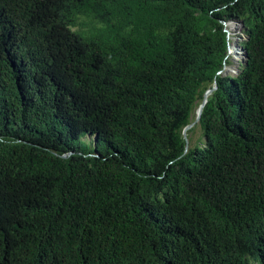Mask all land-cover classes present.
<instances>
[{
  "label": "trees",
  "instance_id": "obj_1",
  "mask_svg": "<svg viewBox=\"0 0 264 264\" xmlns=\"http://www.w3.org/2000/svg\"><path fill=\"white\" fill-rule=\"evenodd\" d=\"M0 264H264V0H0Z\"/></svg>",
  "mask_w": 264,
  "mask_h": 264
},
{
  "label": "rangeland",
  "instance_id": "obj_2",
  "mask_svg": "<svg viewBox=\"0 0 264 264\" xmlns=\"http://www.w3.org/2000/svg\"><path fill=\"white\" fill-rule=\"evenodd\" d=\"M224 27L228 31L229 46H233L236 51L235 53L228 54V63L225 64L222 74L235 75L238 71L241 61L243 60V51L239 45V42L244 39L245 35L242 33V25L239 21L230 20L228 22H224ZM195 126L196 127H194L190 133H188L189 136L187 135L190 143L193 144L196 141H203V136H201V130L199 129L197 124ZM80 143L83 144L89 150H95V145L92 141V136L86 135L82 137L80 139ZM99 149H101L100 145Z\"/></svg>",
  "mask_w": 264,
  "mask_h": 264
},
{
  "label": "water",
  "instance_id": "obj_3",
  "mask_svg": "<svg viewBox=\"0 0 264 264\" xmlns=\"http://www.w3.org/2000/svg\"><path fill=\"white\" fill-rule=\"evenodd\" d=\"M227 53H229V48H228ZM213 88H215V86L212 87L211 89H207V90L203 93V99H202L201 103L199 104L197 111H195V117H194V120H193L192 122H190L189 124H187V125L182 129V135H183V137L185 138L186 142H187L186 131H187L189 128H191L195 123L198 122V120H199V116H200V113H201V110H202V107H203V105H204L205 102H206V98H207L206 93H207V92L210 93V92L213 90Z\"/></svg>",
  "mask_w": 264,
  "mask_h": 264
},
{
  "label": "bare ground",
  "instance_id": "obj_4",
  "mask_svg": "<svg viewBox=\"0 0 264 264\" xmlns=\"http://www.w3.org/2000/svg\"><path fill=\"white\" fill-rule=\"evenodd\" d=\"M233 22V21H232ZM235 24V23H234ZM236 25V24H235ZM230 30V29H229ZM236 49L233 46H229V54L235 53ZM209 92L206 93V96ZM198 109V108H197ZM196 109V111H197Z\"/></svg>",
  "mask_w": 264,
  "mask_h": 264
}]
</instances>
